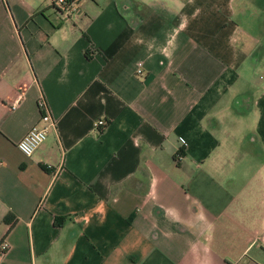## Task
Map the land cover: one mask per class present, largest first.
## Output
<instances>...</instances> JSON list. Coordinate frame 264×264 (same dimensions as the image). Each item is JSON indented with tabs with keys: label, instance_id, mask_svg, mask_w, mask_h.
Returning a JSON list of instances; mask_svg holds the SVG:
<instances>
[{
	"label": "crops",
	"instance_id": "obj_1",
	"mask_svg": "<svg viewBox=\"0 0 264 264\" xmlns=\"http://www.w3.org/2000/svg\"><path fill=\"white\" fill-rule=\"evenodd\" d=\"M4 239L0 264H264V0H0Z\"/></svg>",
	"mask_w": 264,
	"mask_h": 264
},
{
	"label": "built area",
	"instance_id": "obj_2",
	"mask_svg": "<svg viewBox=\"0 0 264 264\" xmlns=\"http://www.w3.org/2000/svg\"><path fill=\"white\" fill-rule=\"evenodd\" d=\"M55 2L68 14L74 12L78 7V0H55ZM139 72H142V68H138ZM19 98L14 102L17 103ZM41 107L48 106L45 97L42 95L39 101ZM41 119L47 122V125L34 124L25 135L18 141V147L27 155H32L35 150L46 140L48 135L49 125H56V119L53 114L48 109L41 113ZM107 124L105 118H100L95 122V126H99L100 130ZM183 154L181 152L177 153L176 158L181 159ZM42 202V201H41ZM11 244L7 239H4L0 245V251L2 253L9 250Z\"/></svg>",
	"mask_w": 264,
	"mask_h": 264
}]
</instances>
